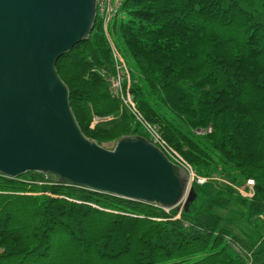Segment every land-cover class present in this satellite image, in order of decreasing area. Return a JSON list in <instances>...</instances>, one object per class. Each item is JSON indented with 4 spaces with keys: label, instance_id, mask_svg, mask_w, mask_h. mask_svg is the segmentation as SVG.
<instances>
[{
    "label": "trees",
    "instance_id": "trees-1",
    "mask_svg": "<svg viewBox=\"0 0 264 264\" xmlns=\"http://www.w3.org/2000/svg\"><path fill=\"white\" fill-rule=\"evenodd\" d=\"M108 32L137 111L208 182L166 212L39 174L0 176V264H264V0H124ZM110 42L96 20L55 66L82 134L102 147L146 138L109 94ZM214 178L251 180L253 196ZM231 205L253 236L233 232L221 215Z\"/></svg>",
    "mask_w": 264,
    "mask_h": 264
},
{
    "label": "water",
    "instance_id": "water-1",
    "mask_svg": "<svg viewBox=\"0 0 264 264\" xmlns=\"http://www.w3.org/2000/svg\"><path fill=\"white\" fill-rule=\"evenodd\" d=\"M96 0H0V176L39 174L166 212L196 199L188 174L141 136L112 150L81 132L56 62L86 41Z\"/></svg>",
    "mask_w": 264,
    "mask_h": 264
},
{
    "label": "built area",
    "instance_id": "built-area-1",
    "mask_svg": "<svg viewBox=\"0 0 264 264\" xmlns=\"http://www.w3.org/2000/svg\"><path fill=\"white\" fill-rule=\"evenodd\" d=\"M123 0H97V17L101 26L106 33L107 27L111 20L118 14ZM112 56L114 62V75L107 77L106 82L108 84L110 96L113 99H119L123 104L127 105L130 112L136 117L137 121L140 122L145 130L151 135V143L159 148L165 156L174 164L180 166L189 175V179L192 176L193 182L197 185H203L206 179L197 177L190 167L180 158L178 154L161 138L156 127L149 125L143 121L137 113V110L128 94L127 89H124L126 84L128 87L129 74L125 64L120 55L112 48ZM191 182V181H190ZM242 197L251 198L253 196V181H247L245 185L235 189Z\"/></svg>",
    "mask_w": 264,
    "mask_h": 264
},
{
    "label": "rangeland",
    "instance_id": "rangeland-1",
    "mask_svg": "<svg viewBox=\"0 0 264 264\" xmlns=\"http://www.w3.org/2000/svg\"><path fill=\"white\" fill-rule=\"evenodd\" d=\"M119 100V99H118ZM120 101V100H119ZM121 102V101H120ZM122 105H123V107L127 110V112H129L130 114H131V116L133 117V119L135 120V122H136V124H138V125H140V127H141V130H142V132H143V134L145 135V139L149 142H151V135H150V133L147 131V130H145V128L143 127V125L140 123V122H138L137 121V119H136V117H135V115H134V113L132 114L131 112H130V110L127 108V105L125 104H123V102H122ZM137 113H138V115L140 116V118L144 121V119H143V117L141 116V114L137 111ZM144 138V137H143ZM115 143L116 142H114V144H107V145H104L103 147L105 148V149H107V150H112L113 148H114V146H115ZM176 154H178V153H176ZM179 155V154H178ZM180 156V155H179ZM181 158V157H180ZM182 159V158H181ZM183 160V159H182ZM188 167H190L189 165H188ZM191 168V167H190ZM191 179H190V181H191V183L193 184V178H192V176L190 177ZM213 180H215V181H217V182H215V181H212V182H214V183H216V184H219V185H224V186H226L227 185V182L226 181H224V180H219V179H217V178H214ZM224 181V182H223ZM218 182H220V183H218ZM236 211V206H233V205H231L230 206V208L229 209H227V210H225V211H223V212H221V215L224 217V218H226V219H229V220H233L234 221V223H235V226H234V228H233V232L235 233V234H239V233H242V234H245L246 236H253L254 235V233L252 232V230L249 228H246L240 221H237L236 220V218H235V216L233 215V212H235Z\"/></svg>",
    "mask_w": 264,
    "mask_h": 264
}]
</instances>
